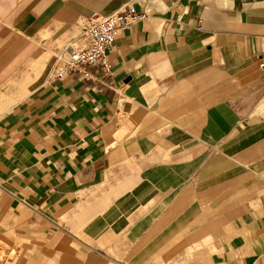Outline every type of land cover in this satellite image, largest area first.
Wrapping results in <instances>:
<instances>
[{"label":"crops","instance_id":"0c3cea01","mask_svg":"<svg viewBox=\"0 0 264 264\" xmlns=\"http://www.w3.org/2000/svg\"><path fill=\"white\" fill-rule=\"evenodd\" d=\"M147 18L55 81L94 13ZM0 264H264V0H0Z\"/></svg>","mask_w":264,"mask_h":264},{"label":"built area","instance_id":"2783aa9c","mask_svg":"<svg viewBox=\"0 0 264 264\" xmlns=\"http://www.w3.org/2000/svg\"><path fill=\"white\" fill-rule=\"evenodd\" d=\"M146 18L145 12L131 6L105 17L94 13L92 22L79 41L80 44L73 43L65 48L62 64L53 71L54 80L63 81L73 72H77L84 80H91L93 75L89 69L92 67L110 73L112 65L107 51L117 41L121 32Z\"/></svg>","mask_w":264,"mask_h":264},{"label":"rangeland","instance_id":"374dc122","mask_svg":"<svg viewBox=\"0 0 264 264\" xmlns=\"http://www.w3.org/2000/svg\"><path fill=\"white\" fill-rule=\"evenodd\" d=\"M78 44H80V42H79ZM4 249H5V246L2 245V244H0V262H1V260L4 259L5 256H6L5 253L3 252Z\"/></svg>","mask_w":264,"mask_h":264}]
</instances>
